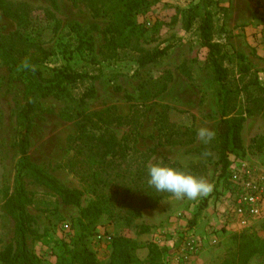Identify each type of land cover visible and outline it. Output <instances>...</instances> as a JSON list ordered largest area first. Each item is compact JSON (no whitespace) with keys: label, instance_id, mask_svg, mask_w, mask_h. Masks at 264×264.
<instances>
[{"label":"rangeland","instance_id":"obj_1","mask_svg":"<svg viewBox=\"0 0 264 264\" xmlns=\"http://www.w3.org/2000/svg\"><path fill=\"white\" fill-rule=\"evenodd\" d=\"M6 1L24 13L27 24L0 10L1 33L9 35L21 27L31 31L49 53L48 58L38 54L47 76L66 66L94 76L68 84L60 96L43 99L33 119V161L66 187L84 191L80 206L66 205L47 187L28 181L33 197L28 210L35 218L28 243L44 264H72L73 250L83 233L98 264H109L116 237L137 245L133 264H147L153 246L163 249L164 264H223L236 250L235 235H250L262 242L264 214L242 225L227 223L222 209L230 173L239 163L252 164L264 176V0H151L136 16V27L128 29L129 43L117 48L114 58L103 54L110 39L106 32L110 17H96L86 0ZM207 11L213 17L214 41L225 52L230 85L237 91L235 114L244 118L243 147L230 154L227 177H220L216 142L221 118L219 85L208 68L207 48L200 37ZM76 24L83 29L97 26L91 32L95 43L91 54L75 50L79 39L72 27ZM65 48L73 50L70 59L63 54ZM165 48L156 61L142 65L137 60ZM164 83L165 91L147 94ZM25 88L26 80L0 59V253L14 241L15 221L5 203L6 193L14 190L20 158L17 115ZM88 88L95 93L83 106L80 99ZM108 107L128 118V124L114 126L113 131L130 148L125 159L115 160L107 185H100L111 201V211L90 223L82 219L81 210L95 195L66 165L75 155L76 113ZM201 128L214 133L210 142L199 137ZM153 164L196 175L212 191L196 200L178 199L170 193L128 224L125 204L141 201L153 188L148 183ZM248 264H264V253L253 256Z\"/></svg>","mask_w":264,"mask_h":264},{"label":"trees","instance_id":"obj_2","mask_svg":"<svg viewBox=\"0 0 264 264\" xmlns=\"http://www.w3.org/2000/svg\"><path fill=\"white\" fill-rule=\"evenodd\" d=\"M150 1L86 0L87 6L96 17H110V25L106 30L110 39L103 46L105 58H114L117 48L126 47L131 39L127 32L128 29L132 31L136 27V16L149 5ZM0 10L20 24H27L24 13L13 8L6 0H0ZM96 28L97 26L94 25L89 29H83L79 24L72 27L77 34L76 40L79 39L75 50L89 54L95 51L94 37L91 32ZM200 32L203 46L207 48L208 68L214 73L219 85L221 118L217 125L216 142H218L220 177H227L231 165L230 154L243 147L241 131L244 118L235 114L237 108L235 92L237 91L229 82V69L225 64L223 47L219 42L214 41L213 17L209 11L203 15ZM31 35V31H26L24 27L9 35H3L0 31V59L26 80L24 104L17 115V149L20 158L14 178V190L6 193L5 203L15 221L14 241L0 253V264H44L42 258L30 249L28 243L35 221L34 216L28 210L33 203V197L28 188L29 180L53 191L66 205L80 206L84 196L82 189L66 187L46 167L33 161L31 132L33 119L41 111L43 99L60 96L66 93L68 84L91 79L94 76L75 71L68 66L57 70L52 76H47L39 64L42 58L38 57V54H43L44 58H48L49 53L40 41L33 39ZM166 50L167 48L148 52L139 56L137 60L145 65L156 61L166 53ZM63 52L67 59L73 55V50L69 48H65ZM244 70L248 72L250 69L246 67ZM166 88L167 85L164 83L160 89H152L147 91V94L157 96ZM94 93V88H88L82 94L81 104L84 106V102ZM232 113H234L233 116H231ZM75 121L77 130L72 137L75 155L66 166L77 174L95 195V199L81 210L82 219L94 223L111 211V201L105 196L100 185H107L115 160L125 159L130 148L127 143H121L113 127L128 124L129 120L117 114L113 107H108L93 113L80 110L76 113ZM168 195L170 193L158 192L155 188H150L141 201L125 204L127 207L125 220L131 224L136 217L141 215L143 209L156 207L161 198ZM86 237L85 233L79 237L73 250L72 264H98L95 253L90 250L86 242ZM234 239L237 244L236 250L225 259L223 264H248L253 256L264 253V239L257 243L253 236L246 234L235 235ZM136 248L137 245L129 242L128 239L116 237L113 240V251L109 264H133ZM163 254V249L153 246L147 264H164Z\"/></svg>","mask_w":264,"mask_h":264},{"label":"built area","instance_id":"obj_3","mask_svg":"<svg viewBox=\"0 0 264 264\" xmlns=\"http://www.w3.org/2000/svg\"><path fill=\"white\" fill-rule=\"evenodd\" d=\"M222 214L224 220L248 224L264 214V176L248 162L239 163L230 173Z\"/></svg>","mask_w":264,"mask_h":264},{"label":"clouds","instance_id":"obj_4","mask_svg":"<svg viewBox=\"0 0 264 264\" xmlns=\"http://www.w3.org/2000/svg\"><path fill=\"white\" fill-rule=\"evenodd\" d=\"M198 135L208 143L213 139L214 133L207 128H201ZM148 176V183L158 192L171 193L178 199L196 200L206 197L212 191V186L204 179L166 164L151 165Z\"/></svg>","mask_w":264,"mask_h":264}]
</instances>
